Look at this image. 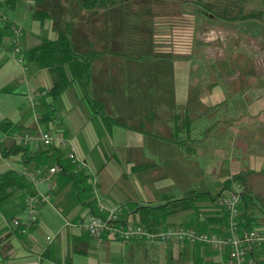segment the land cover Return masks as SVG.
Returning a JSON list of instances; mask_svg holds the SVG:
<instances>
[{"label":"crops","instance_id":"0c3cea01","mask_svg":"<svg viewBox=\"0 0 264 264\" xmlns=\"http://www.w3.org/2000/svg\"><path fill=\"white\" fill-rule=\"evenodd\" d=\"M20 5L12 20L25 30L22 46L56 37L50 22L40 25ZM250 12L259 14L242 18ZM81 19L83 46L77 49L113 52L93 62L90 98L104 115L128 126H107L76 85L43 124L38 117L47 109L40 97L52 85L50 73L25 69L11 50L0 53V91L15 92L9 86L15 82L32 87L26 94L31 116L17 110L8 119L35 125L29 137H39L46 126L59 132L66 152H75L88 175L77 191L57 174L33 181L34 191L48 200L39 202L38 220L25 234L0 212V264H228L208 245L117 242L88 234L83 223L90 199L98 213L101 206L124 205L126 221L134 224L140 220L136 206L194 189L215 193L241 171L264 169V0H125L83 10ZM190 90L204 108L228 105L217 114L223 120L206 132L213 113L182 124ZM2 164L24 169L19 156ZM255 178L264 195V178ZM202 219L190 212L184 222L204 227ZM253 256L264 260V242Z\"/></svg>","mask_w":264,"mask_h":264},{"label":"trees","instance_id":"16d2710c","mask_svg":"<svg viewBox=\"0 0 264 264\" xmlns=\"http://www.w3.org/2000/svg\"><path fill=\"white\" fill-rule=\"evenodd\" d=\"M123 1L125 0H0V53L3 50L7 51L13 48L11 44L12 33L15 28L20 26L9 16L16 11L20 4L27 6L33 21L38 22L40 25L50 22L51 29L56 33L54 39L41 38L31 46H22L23 39L19 43L21 46L20 54L25 66L31 65L37 70L46 69L52 78L51 87L43 91V94L40 92L42 95L40 97V107L47 109V112L41 113L38 117L41 122L43 121V124H46L49 116L55 114L54 110L57 102L63 93L70 89L72 85H76L81 93V98L94 109L93 111L102 116L103 122L107 126H128L111 116L104 115L101 103L91 99L89 95L93 62L101 58L104 53L113 52L106 48L99 51L92 47L85 51L78 50L73 39L75 31L74 18L77 12H81V19L83 10L106 9L117 6ZM257 14L259 13L250 12L243 15L242 18H254ZM14 55L17 58L18 55ZM46 98H50V100L46 101ZM227 106L225 103H221L204 108L198 102L196 94L190 90L187 103L183 109L182 124L188 127L195 116L201 118L207 116L208 113H213L216 118L206 128L204 131L206 132L223 120L217 114L223 112L224 109L226 110ZM231 106L234 110L235 105ZM150 116L151 114L147 115V117ZM35 129V125L27 127L13 123L8 118L0 120V156L3 158L19 156L20 163L24 167L19 171L13 168L0 171V212L12 225L13 219L18 216V211L25 208V196L27 194H37L33 189V181L25 177V171H32L44 165L61 167V172L57 175L66 181H70L72 189L76 191L79 190V185L88 177L85 165L75 171V167L68 158L65 146L56 143L51 145L38 143L36 146L31 142L23 143V138L30 135L31 131ZM44 132L55 134L47 126ZM256 175L264 178V169L258 173L250 170L241 171L224 181L221 189L215 193L203 189H194L185 193L181 198L169 197L158 205L136 206L135 212L139 213L140 220L132 224L141 225L150 231H162L167 228L183 226L194 227L196 231H210L223 235L227 232L228 215L219 205V199L223 193L237 189L240 197L238 217L240 230H249L251 227L262 228L264 227V195L256 191ZM81 190L83 191V189ZM86 198L90 199V195ZM9 202H12L13 205L11 208L6 209ZM92 203L93 199H90L87 204L90 208V214L94 215L98 212L91 206ZM190 212L201 216L203 218L202 223L205 226L185 224L184 219ZM121 219L126 221L125 215L121 216ZM255 247L253 245L248 249V257L253 261V264H264V260L253 256ZM226 260H228L227 254Z\"/></svg>","mask_w":264,"mask_h":264},{"label":"built area","instance_id":"2783aa9c","mask_svg":"<svg viewBox=\"0 0 264 264\" xmlns=\"http://www.w3.org/2000/svg\"><path fill=\"white\" fill-rule=\"evenodd\" d=\"M22 36L21 27L15 28L11 37L15 53L18 55L16 62L23 66L24 60L20 52V40ZM33 142L37 145L43 143L51 145L54 143L64 144L65 140L57 132L54 135L49 132H41L39 137L25 136L23 143ZM68 158L75 167V171L81 168L84 163L77 157L75 152L70 151ZM61 172L58 166H41L32 171H25V177L31 181H46ZM48 200L46 195H29L25 196V217L15 218L13 225L21 228V233L25 234L28 228L37 222L39 201ZM219 205L227 212V232L218 234L214 232L206 233L196 231L188 227L167 228L162 231H150L141 225H133L121 219L126 210L124 205H117L109 209L99 208V213L91 214L84 220V229L92 236L105 235L108 239L117 242L147 241L165 244H183L190 245H208L217 250L227 251L228 264H253L248 257V249L258 244L263 239L258 230H240L239 225V206L240 197L237 189L223 193L219 199ZM49 239V237H47Z\"/></svg>","mask_w":264,"mask_h":264},{"label":"rangeland","instance_id":"374dc122","mask_svg":"<svg viewBox=\"0 0 264 264\" xmlns=\"http://www.w3.org/2000/svg\"><path fill=\"white\" fill-rule=\"evenodd\" d=\"M21 7L22 6L19 5V8H21ZM17 10L19 11V9L17 8L15 12H17ZM15 12L11 13V15H14ZM20 12H24V8H22L20 10ZM11 15L9 17L12 19ZM80 16H81V12L80 13L77 12V14L75 15V18H74L75 31H74L73 39H74V42H75V46L77 48H81L83 46V21H82V19H80ZM19 26L21 27V25H19ZM21 29H22L21 39H23L24 36H25V30L22 27H21ZM19 48H20V52L19 53H21V46ZM11 51H13V53L16 54L15 51H14V48H12ZM23 67L26 69L25 64L23 65ZM9 86H12L14 88L15 92L10 93V92H5V91H0V120L3 119V118H12L13 114L17 110L23 111V113L26 114L25 115L26 117H28L29 115L31 116L32 108H31L30 102L29 101L27 102L26 94L28 93L29 90L32 89V87L28 86V84H26V82H15L14 85H12V83H9ZM65 143L64 144H59V145H63L64 146ZM2 160H3V158L0 157V171L6 169L5 165L2 164ZM89 215H91V214H89ZM15 218H19V216L15 217ZM2 219H4V218H2V216H0V221H2ZM128 223H130V222H128ZM130 224H132V223H130ZM177 227H183V226H177ZM192 229H195V228L192 227ZM254 229L260 231L262 233V235H263L262 236L263 239H261L258 242V244H255V246L256 247L257 246H262V243L264 242V229L262 230V229H260V227H251L249 230H254ZM18 230L21 232V228L20 227L18 228ZM203 232L210 233V231H203ZM96 237H98V236H96ZM156 243H158V242H156ZM199 246H207V245L205 244V245H199ZM214 250H215L216 254L221 256V258L224 257V259H226L227 251H225V250H217V249H214ZM1 251L5 252V247H2ZM5 262L6 261H4L3 263H5Z\"/></svg>","mask_w":264,"mask_h":264},{"label":"bare ground","instance_id":"6f19581e","mask_svg":"<svg viewBox=\"0 0 264 264\" xmlns=\"http://www.w3.org/2000/svg\"><path fill=\"white\" fill-rule=\"evenodd\" d=\"M23 206H24V204H23Z\"/></svg>","mask_w":264,"mask_h":264}]
</instances>
